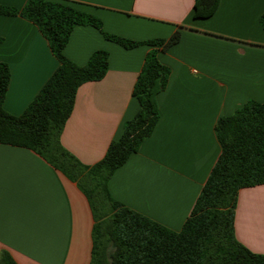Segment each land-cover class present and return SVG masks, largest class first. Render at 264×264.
Wrapping results in <instances>:
<instances>
[{"label":"crops","instance_id":"obj_1","mask_svg":"<svg viewBox=\"0 0 264 264\" xmlns=\"http://www.w3.org/2000/svg\"><path fill=\"white\" fill-rule=\"evenodd\" d=\"M60 1L128 40L180 32L176 44L157 53L170 70L156 97L157 125L108 182L113 200L180 231L219 157L218 119L249 100L264 103V0H220L207 19L193 18V0ZM26 2L0 5L20 10ZM97 50L108 53L106 75L77 89L60 136L84 166L103 158L139 110L132 90L152 48L125 49L94 27L76 26L63 55L84 66ZM0 63L10 73L3 109L13 116L25 111L58 67L45 38L21 16L0 15ZM92 227L88 202L74 182L34 152L0 144V253L15 264H89ZM233 234L250 252L264 255V184L239 191Z\"/></svg>","mask_w":264,"mask_h":264},{"label":"trees","instance_id":"obj_2","mask_svg":"<svg viewBox=\"0 0 264 264\" xmlns=\"http://www.w3.org/2000/svg\"><path fill=\"white\" fill-rule=\"evenodd\" d=\"M219 2L193 0V18L211 17ZM0 15L21 16L33 23L58 62L55 72L19 116L3 109L10 73L7 64L0 63V144L34 152L77 185L93 217L89 264H264V255L250 252L233 234L239 191L264 184V103L249 100L232 115L218 119L219 157L189 217L180 231L174 232L113 200L108 182L157 125L156 97L170 76L157 53L176 44L180 32L167 39L128 40L104 32L98 18L60 0H27L20 10L0 5ZM259 22L264 31V12ZM76 26L94 27L107 41L125 49L141 45L152 48L132 90L139 110L93 166L81 164L60 142L77 89L84 83L100 81L108 70L104 50L93 52L84 66L63 55ZM0 264L15 263L1 252Z\"/></svg>","mask_w":264,"mask_h":264}]
</instances>
